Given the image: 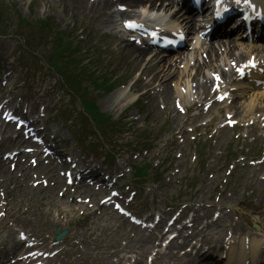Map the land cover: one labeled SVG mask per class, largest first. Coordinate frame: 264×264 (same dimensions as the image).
<instances>
[{"label": "rangeland", "instance_id": "obj_1", "mask_svg": "<svg viewBox=\"0 0 264 264\" xmlns=\"http://www.w3.org/2000/svg\"><path fill=\"white\" fill-rule=\"evenodd\" d=\"M6 1H8V0H6ZM21 1H22L21 4L23 5V4H25V3H28L30 0H21ZM33 1H34V2H33ZM35 1L38 2V0H31V1L29 2L30 5H31V4H33V5L36 4ZM39 8H40V9H39ZM39 8L37 7V9H38L39 11H42V10H44L45 7L40 6Z\"/></svg>", "mask_w": 264, "mask_h": 264}, {"label": "bare ground", "instance_id": "obj_2", "mask_svg": "<svg viewBox=\"0 0 264 264\" xmlns=\"http://www.w3.org/2000/svg\"><path fill=\"white\" fill-rule=\"evenodd\" d=\"M228 52L230 53V54H235V52H231L230 51V49H228ZM187 71V70H186ZM189 71V70H188ZM188 75H190L189 73H188ZM191 77V76H190ZM192 78V77H191ZM192 80V79H191ZM187 83L190 81V78L189 79H187V80H185ZM193 87L191 86V85H188V86H186L185 87V89L188 91V92H190L191 91V89H192Z\"/></svg>", "mask_w": 264, "mask_h": 264}, {"label": "snow or ice", "instance_id": "obj_3", "mask_svg": "<svg viewBox=\"0 0 264 264\" xmlns=\"http://www.w3.org/2000/svg\"><path fill=\"white\" fill-rule=\"evenodd\" d=\"M127 26H128V27H134L135 25L132 24V23H129Z\"/></svg>", "mask_w": 264, "mask_h": 264}]
</instances>
